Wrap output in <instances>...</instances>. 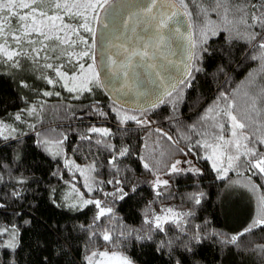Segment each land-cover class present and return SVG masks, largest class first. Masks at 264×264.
<instances>
[{
	"label": "snow or ice",
	"instance_id": "obj_1",
	"mask_svg": "<svg viewBox=\"0 0 264 264\" xmlns=\"http://www.w3.org/2000/svg\"><path fill=\"white\" fill-rule=\"evenodd\" d=\"M114 3L115 0H0V64L7 65L16 72L31 69L36 74L34 78L42 81L51 90L35 89L27 82L32 77L24 76L17 81V87L35 92L37 97H61V92L55 90L59 88L68 93L71 100L80 101L86 98V94L87 97H92L95 89H103L106 94H114L116 97L112 101L110 112L114 114L120 126H125L131 121L144 129L153 123L147 115L149 108L142 104L135 108H125L120 99L121 95L129 93H135L136 96L147 95V92L140 90L139 74L136 69H147L151 76L166 84L164 91L149 101L150 108L155 109L165 103V97H173V93L181 95L183 88L192 86L191 82L195 79L193 73L203 70L200 64L204 54L208 52L205 45L209 34L216 36L227 33L229 40L243 39L255 50L250 58L259 62V72L264 74V0H212L211 11L217 13L219 21H208L199 33L194 34L190 31L187 37L181 32V22L177 20L181 13L185 17L192 16L185 0H134L132 4L134 10L124 5L114 7ZM193 3H196V0H193ZM197 7L199 13L207 17L209 9L202 4H197ZM118 23L120 28H127L134 34V42L130 45L121 43L118 52L107 48L101 54L99 51L101 37L98 36L97 28L102 26L106 33H110L112 29L117 28ZM137 24L146 26V35L139 37L135 35ZM176 37L187 41L186 47L181 46L182 67L166 54L169 42ZM113 47L117 46L113 43ZM221 55L230 58V49H224ZM158 56H162L167 63L164 65L156 63ZM169 66L177 69L179 75H165L169 73ZM220 71H223V68ZM249 77L250 86H255V75L249 73ZM235 94V92L219 94L215 104L200 118L205 129L197 133L201 139L196 140L187 152L182 148L179 151L187 157L190 153L195 155L193 147L203 149L205 155L202 158L211 161L212 168L220 178H224L230 170L235 169L239 173L242 166H246L255 175L264 176V151L258 147L264 145V85L256 87L255 91L244 93L246 99L243 109L238 107ZM20 99L25 100L24 96ZM46 103L47 101L43 99H38L34 103L25 100L24 108L9 114L12 123L0 119V140L16 141L23 150L24 141L21 137L25 134L14 125H25L35 132L36 138L33 143L37 149L53 160L62 159L65 169L79 173L84 178V187L89 194L100 193V198H86L84 193L72 185L76 203H71L68 207L83 211L91 205L95 209L92 224L83 229L90 233V241L93 237L99 236L106 245H112L118 243L121 238L132 236L135 230L125 227L114 239L112 228L102 226L105 218L109 221L115 218L113 203L125 200L130 192L136 191L134 184L126 190L128 178H121L120 175L123 158L131 155L129 147L117 148L107 143L105 138L113 135L111 129L107 127L91 126L87 134L79 136L81 141L88 142H92L94 136L98 137L95 143L110 153L107 165L113 173V178L106 183L112 186V190L105 191L103 187L105 182L96 180L92 175L97 171L95 161L82 167L67 157L64 152L67 134L57 133L55 129L44 133L37 132L36 124L28 122V117L40 122ZM84 107L100 117L107 118L109 115L100 107L98 100ZM226 124L229 133L227 138L224 135ZM192 130H196L195 125L192 126ZM155 132L166 137L168 141H173V137L162 129L157 128ZM183 138L191 139L188 136ZM147 147L145 144V148ZM139 159L142 167L153 176L151 184L155 195L162 196L163 190L169 186V180L161 176L160 160L154 155L140 156ZM183 163L191 165V161L187 159ZM181 164L180 159L167 163L165 174H180L185 171L199 174L200 170L195 166L184 169ZM51 175L63 178L59 171H52ZM29 179L24 175L12 178L13 190L9 195L13 200L21 202L26 199L25 192L31 187ZM3 181L4 177L0 175V183ZM32 182L39 184L40 180L33 178ZM245 186L253 193L258 191L257 185ZM50 191L54 193L55 189ZM202 195L203 193L199 195L193 193L188 198L199 204ZM68 199L66 196L65 200ZM257 201L258 214L252 225L238 235L225 237L221 243L235 245L240 236L251 232L254 227L264 226V195L258 196ZM6 203L7 201L0 202V210L5 209ZM52 203L56 204L55 199H52ZM161 211L162 214L159 215L145 213L144 224L149 226V232L153 228L164 232L165 224L168 223L175 225L181 233L184 232L182 227L184 218L191 213L177 212L171 207ZM14 214L21 217L28 215L29 219L24 221L25 225L32 224L36 219L31 212L23 210V207L21 210H14ZM98 228L100 231L96 230ZM135 238L143 240L151 239V236L137 233ZM201 239L199 226H196L187 240L176 238L178 241L176 247H182L185 252H193V246L199 244ZM19 244L20 227L15 223L0 224V249L14 252ZM160 247L172 248L173 241L162 242ZM261 250L264 251V246H261ZM84 260L85 264H134L129 256L108 250H91L85 255ZM3 264H14V261L9 259ZM41 264L45 262L42 261ZM175 264H182V261L177 259Z\"/></svg>",
	"mask_w": 264,
	"mask_h": 264
},
{
	"label": "trees",
	"instance_id": "obj_2",
	"mask_svg": "<svg viewBox=\"0 0 264 264\" xmlns=\"http://www.w3.org/2000/svg\"><path fill=\"white\" fill-rule=\"evenodd\" d=\"M185 2L192 12L190 21L194 34L199 33L208 21H219L217 13L211 11L212 0ZM197 4L209 9L207 17L199 13ZM205 47L208 52L204 54L200 64L203 70L193 73L195 79L191 82L192 86L185 88L181 113L170 116V107L165 103L160 104L149 110L153 114V123L147 129L132 122L120 126L110 112L109 101L112 100L103 89H95L92 97H87L86 94V98L80 101L71 100L69 94L59 88L55 90L60 91L62 97H37L35 92L17 87V81L24 76L32 77L27 82L35 89H47V85L34 78L36 74L31 69L16 72L7 65L0 64V119L10 123L12 117L9 114L24 108L25 100L29 103L38 99L46 100L40 122L32 118L36 131L44 133L55 129L57 133L67 134L68 140L64 144L67 157L82 167L95 161L97 171L92 175L96 180L105 182V191L112 190V186L106 183L113 178V173L107 165L110 153L95 143L98 137L94 136L92 142L79 139L80 135L87 134L91 126L110 128L113 135L105 138L106 142L117 148L129 147L131 155L123 158L120 174L121 178H128L126 190L133 184L136 186L139 178H143L134 193L130 192L125 200L113 203L115 218L111 221L105 218L102 221V226L112 228L114 239L125 227L135 230L133 235L121 238L118 243L112 245H106L99 236L90 241V233L83 229L92 224L94 206L76 211L68 207L69 204L76 203L75 193L69 196L67 201L65 193L72 192L73 184L85 197L100 198V193L89 194L84 187V178L79 173L65 169L62 159L53 160L37 149L33 143L36 134L28 127L20 130L25 134L21 137L24 141L23 150L16 141L0 140V175L4 177V181L0 183V202L7 201L5 209L0 210V213H3L0 214V224L15 223L20 227L19 247L14 252L0 249V264L9 259L14 261V264H41L42 261L45 264H85L84 257L91 250L125 252L138 264H175L177 259H180L182 264H264V251L261 250L262 254L259 256L251 249L255 245L264 246V226L254 227L251 232L240 236L235 245L221 243L225 237L238 235L252 225L249 221L253 212L250 198L244 197L245 206L234 210L230 205L233 198L227 195L228 183L232 179L251 183L258 186L260 195H264V176L255 175L246 166H242L239 169L242 175L234 169L228 176L220 178L212 168L211 161L202 158L205 155L203 149L193 147L195 155L190 153L187 157L179 151L182 148L187 152L196 140L201 139L197 133L205 129L200 118L215 104L221 92H235L237 105L243 109L246 99L244 93L255 91L256 87L264 85V74L259 72V62L250 58L255 50L243 39L229 40L227 33L216 36L209 34ZM226 48L231 51L230 58L221 55ZM221 68L223 71H220ZM249 73L255 75V86L249 84ZM21 96H24L25 100L20 99ZM94 100H98L100 107L109 113L107 118L100 117L84 107ZM193 125L196 127L195 131L192 130ZM157 128L171 135L173 141H168L166 137L156 133ZM227 134L226 124L225 135ZM185 136L191 139H184ZM258 147L264 151V145ZM149 155H154L160 160L161 176L169 180V186L163 190L160 197H157L153 190L152 174L142 167L139 159L140 156ZM175 159L182 161L181 167L184 169L195 166L200 170L199 174L188 171L165 174L166 164ZM185 159L190 160L191 165L183 163ZM4 165L7 167H3ZM52 171H59L63 178L52 176ZM20 175L30 178L31 187L25 192L26 199L17 202L9 194L13 190L12 178ZM33 178L39 179L40 183H33ZM51 189H55V192L52 193ZM193 193H203L199 204L188 198ZM52 199H55V205ZM22 207L36 218L32 224H24V221L29 219L28 215L21 217L14 214V210H21ZM168 207L177 212L191 213L184 218V232L181 233L171 223L165 224L164 232L154 228L149 232V226L144 224L145 213L159 215L162 214V209ZM196 226H199L202 239L199 244L193 246V252H185L182 247H176V238L187 240ZM96 230L100 231L99 228ZM137 233L150 235L151 239H136ZM170 240L173 241L172 248L160 247L162 242Z\"/></svg>",
	"mask_w": 264,
	"mask_h": 264
},
{
	"label": "water",
	"instance_id": "obj_3",
	"mask_svg": "<svg viewBox=\"0 0 264 264\" xmlns=\"http://www.w3.org/2000/svg\"><path fill=\"white\" fill-rule=\"evenodd\" d=\"M134 3V0H115L114 7L117 5H124L126 8L134 10L132 8V4ZM177 20H179L180 23V30L184 34L185 37H187L188 32H193V28L191 25V21L189 17L179 15L177 17ZM191 25V27H190ZM98 36L101 37V46H100V53L103 54L104 49L111 48L113 52H118V47L121 43H125L126 45L132 44L133 41V33L129 31L127 28H120L119 23L117 24V28L112 29L110 33H106V30L100 26L97 28ZM147 34V28L144 25L137 24L135 27V35L137 37L143 36ZM105 36H107V39H105ZM108 41H111L112 43H109ZM113 43L117 47H113ZM186 47L187 41L186 39H181L180 37H176L174 40H171L169 42V49L166 52V54L169 56V58L176 62V64L180 67V60L182 58L181 54L183 52V48L181 46ZM156 63L160 65H164L167 62L164 61L162 56H158L156 58ZM101 71H103L101 69ZM136 72L139 74V81H140V90L147 92V95L144 96H136L135 93H129L128 95H121L120 99L122 101V106L125 108H135L137 105L142 104L144 107L150 108L149 101L151 99L155 98L156 94H160L164 91V87L166 84H163L161 81L157 80L154 76H151L149 71L144 68H137ZM179 75V72L177 69L172 68L169 66V73H166L165 75ZM109 97H111L112 100H114L116 97L114 94H108ZM166 98V97H165Z\"/></svg>",
	"mask_w": 264,
	"mask_h": 264
},
{
	"label": "rangeland",
	"instance_id": "obj_4",
	"mask_svg": "<svg viewBox=\"0 0 264 264\" xmlns=\"http://www.w3.org/2000/svg\"><path fill=\"white\" fill-rule=\"evenodd\" d=\"M47 89L48 90H51L49 88V86L47 87ZM56 91H58V90H56ZM62 96L63 95L61 94V97ZM54 97H56V96H54ZM184 97H185V88H183V91H182V94L181 95H177L176 93H173V97H166L165 98V104L168 105L170 107V109H171L170 110V116H177V115H179L181 113V108H182L181 106H182ZM69 98H70V95H69ZM109 104L111 106L112 105V102L109 101ZM147 115L152 120V115L153 114L151 112H149V113H147ZM32 118L33 117H28L27 118V120H28L29 123H32ZM33 119L35 120V118H33ZM12 122L13 121H12V118H11L10 123H12ZM130 122H128V123H130ZM132 123H134V122H132ZM14 126H18V130L19 131L22 128H27L25 125H14ZM224 135H225V133H224ZM228 135H229V133L227 135H225V137L227 138ZM231 171L232 170H230L229 172H231ZM229 172L227 173L226 176H228ZM142 182H143V178H139V180L136 182V186L139 185V184H141ZM245 185H249V183L240 181L238 179H232V180H230V182L228 183L227 195H229L230 198H233V200L231 201L233 203H231L230 205L232 206V208L234 210H239V209H241L242 207L245 206L244 197L245 198H250V200L252 202L251 205H252V211L253 212H252V215H251V220H249V221L250 222H253V220L257 217V214H258V201H257V197L260 196V193H259V191H257L256 193H253L252 191L249 190V187L248 186H245ZM72 194H73V192L67 191L65 193V197L66 196H68V197L70 196L71 197ZM91 197H96V196H91ZM86 198H90V197H86ZM173 205L174 204H172V206ZM251 249L252 250H255L259 256H260V254H262L261 247L258 246V245L253 246V248H251ZM100 251H103V250H100ZM108 251L109 252H112V251H117V250H108ZM117 252L123 253L121 251H117ZM123 254L126 255L125 252ZM134 264H138V263L134 261Z\"/></svg>",
	"mask_w": 264,
	"mask_h": 264
},
{
	"label": "bare ground",
	"instance_id": "obj_5",
	"mask_svg": "<svg viewBox=\"0 0 264 264\" xmlns=\"http://www.w3.org/2000/svg\"><path fill=\"white\" fill-rule=\"evenodd\" d=\"M109 96V95H108ZM111 98V97H110ZM112 100V99H111ZM113 101V100H112ZM166 105V104H165ZM151 108H149V110H150ZM150 112V111H149Z\"/></svg>",
	"mask_w": 264,
	"mask_h": 264
}]
</instances>
